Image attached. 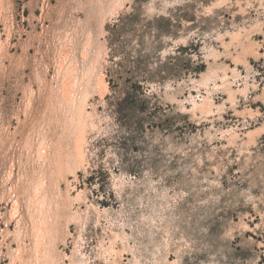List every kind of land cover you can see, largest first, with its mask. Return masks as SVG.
Returning a JSON list of instances; mask_svg holds the SVG:
<instances>
[{
    "label": "rangeland",
    "instance_id": "374dc122",
    "mask_svg": "<svg viewBox=\"0 0 264 264\" xmlns=\"http://www.w3.org/2000/svg\"><path fill=\"white\" fill-rule=\"evenodd\" d=\"M0 264H264V0H0Z\"/></svg>",
    "mask_w": 264,
    "mask_h": 264
}]
</instances>
